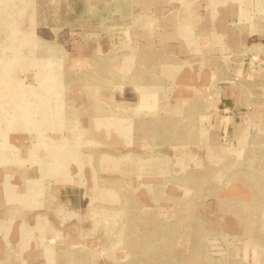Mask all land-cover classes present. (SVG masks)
Segmentation results:
<instances>
[{
  "label": "rangeland",
  "instance_id": "374dc122",
  "mask_svg": "<svg viewBox=\"0 0 264 264\" xmlns=\"http://www.w3.org/2000/svg\"><path fill=\"white\" fill-rule=\"evenodd\" d=\"M0 264H264V0H0Z\"/></svg>",
  "mask_w": 264,
  "mask_h": 264
}]
</instances>
